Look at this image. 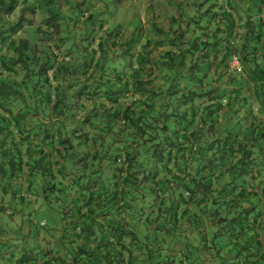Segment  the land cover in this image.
Masks as SVG:
<instances>
[{"label": "clouds", "instance_id": "clouds-1", "mask_svg": "<svg viewBox=\"0 0 264 264\" xmlns=\"http://www.w3.org/2000/svg\"><path fill=\"white\" fill-rule=\"evenodd\" d=\"M0 264H264V0H0Z\"/></svg>", "mask_w": 264, "mask_h": 264}]
</instances>
